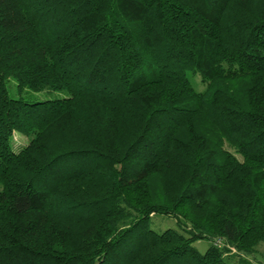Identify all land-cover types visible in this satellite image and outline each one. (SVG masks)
Masks as SVG:
<instances>
[{
    "label": "trees",
    "instance_id": "trees-1",
    "mask_svg": "<svg viewBox=\"0 0 264 264\" xmlns=\"http://www.w3.org/2000/svg\"><path fill=\"white\" fill-rule=\"evenodd\" d=\"M262 243L264 0H0V264H264Z\"/></svg>",
    "mask_w": 264,
    "mask_h": 264
},
{
    "label": "rangeland",
    "instance_id": "rangeland-1",
    "mask_svg": "<svg viewBox=\"0 0 264 264\" xmlns=\"http://www.w3.org/2000/svg\"><path fill=\"white\" fill-rule=\"evenodd\" d=\"M199 76H193L192 80L194 82V85L196 86L197 89L199 90H203L204 89V84L201 83V81L199 80ZM39 98L40 97H44L43 94H36ZM57 95V94H55ZM27 142V138L19 133L14 134V139H13V147L14 148H19L20 146H23L25 143ZM153 222L155 224L156 227H158L159 229H163L166 227H175V221L171 220V218L168 217H163V216H157L154 215L153 216ZM207 242L204 240L198 241L195 243V245L201 250L204 251L207 247ZM258 252L261 254L262 259L264 261V243L260 244L258 246Z\"/></svg>",
    "mask_w": 264,
    "mask_h": 264
}]
</instances>
